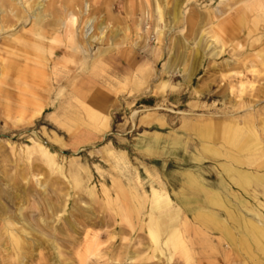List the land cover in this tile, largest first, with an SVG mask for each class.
<instances>
[{"label": "rangeland", "instance_id": "obj_1", "mask_svg": "<svg viewBox=\"0 0 264 264\" xmlns=\"http://www.w3.org/2000/svg\"><path fill=\"white\" fill-rule=\"evenodd\" d=\"M1 207L0 264H264V0H0Z\"/></svg>", "mask_w": 264, "mask_h": 264}, {"label": "crops", "instance_id": "obj_2", "mask_svg": "<svg viewBox=\"0 0 264 264\" xmlns=\"http://www.w3.org/2000/svg\"><path fill=\"white\" fill-rule=\"evenodd\" d=\"M209 133V139H212L216 136H219L220 138H222L223 140H227L229 143L233 144V145H239L242 142V136L240 132H234L232 133V135L230 134V131L227 129H221L218 132H215L211 125H204L200 131H198V134L200 135V137L202 138H207L206 134ZM249 174L242 172V171H237L236 172V182L238 183V185H244L247 184L250 181L249 178Z\"/></svg>", "mask_w": 264, "mask_h": 264}, {"label": "bare ground", "instance_id": "obj_3", "mask_svg": "<svg viewBox=\"0 0 264 264\" xmlns=\"http://www.w3.org/2000/svg\"><path fill=\"white\" fill-rule=\"evenodd\" d=\"M29 6V5H28ZM31 6V5H30ZM67 7V6H66ZM67 9V8H66ZM36 13V12H35ZM40 13V12H39ZM41 14V13H40ZM38 16H39V14H37ZM29 16V15H28ZM31 17V16H30ZM36 17V16H35ZM41 17V19H42V17H43V15H40L39 17H37V18H40ZM32 18V17H31ZM30 19V18H29ZM40 19V20H41ZM42 21V20H41ZM44 21V20H43ZM33 22V21H32ZM39 22V21H38ZM48 23V22H47ZM51 23V22H50ZM49 23V24H50ZM41 24H43V23H41ZM41 24H40V26H41ZM35 25V24H34ZM44 25V27H45V24H43ZM48 25V24H47ZM38 28H40V27H38ZM48 29V28H47ZM87 32H88V27H87V29L85 30V32H84V34L83 35H87ZM41 34V33H40ZM80 50V49H79ZM82 50V49H81ZM21 116V115H20ZM161 184V183H160ZM163 189V188H162ZM155 191V190H154ZM162 192V191H161ZM155 193V192H154ZM155 204V203H154ZM263 206V205H262ZM19 208V207H18ZM149 208V207H148ZM0 211H1V214L2 213H5L6 211H5V207L3 208V207H1L0 208ZM23 214V213H22ZM10 215V214H9ZM7 217V216H6ZM20 217V216H19ZM2 218V217H1ZM11 220V219H10ZM9 220V221H10ZM262 221H263V224H262V226L264 225V217H262ZM23 222V221H22ZM32 225V224H31ZM10 226V225H9ZM12 226V225H11ZM153 227V226H152ZM17 228V227H16ZM9 230V229H8ZM262 232V231H261ZM150 236H152L153 238H155L156 237V234H155V232L153 231V229H151L150 230ZM261 234V233H260ZM259 234V235H260ZM12 236H14V235H12ZM260 237H262V235L260 236ZM178 238V237H177ZM254 238H256V237H254ZM253 238V239H254ZM258 238V237H257ZM13 239V238H12ZM17 240V239H16ZM13 241H15V239L13 240ZM18 241V240H17ZM16 241V242H17ZM20 241V240H19ZM258 242V241H257ZM19 243V242H18ZM259 243V242H258Z\"/></svg>", "mask_w": 264, "mask_h": 264}]
</instances>
